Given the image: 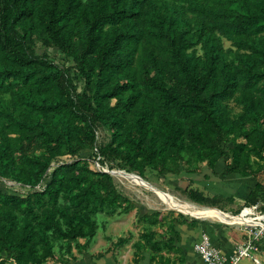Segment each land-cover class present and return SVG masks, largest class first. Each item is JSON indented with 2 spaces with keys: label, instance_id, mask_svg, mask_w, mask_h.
<instances>
[{
  "label": "trees",
  "instance_id": "16d2710c",
  "mask_svg": "<svg viewBox=\"0 0 264 264\" xmlns=\"http://www.w3.org/2000/svg\"><path fill=\"white\" fill-rule=\"evenodd\" d=\"M0 93L10 95L0 109V253L42 264L54 241L68 251L89 243L96 214L137 207L96 169L97 155L144 179L193 175L181 168L192 160L257 177L240 160L246 148L264 160V0H0ZM231 100L242 107L235 118ZM236 134L243 141L228 147ZM189 186L193 201L215 204ZM257 203L264 212L258 179L245 205Z\"/></svg>",
  "mask_w": 264,
  "mask_h": 264
},
{
  "label": "rangeland",
  "instance_id": "374dc122",
  "mask_svg": "<svg viewBox=\"0 0 264 264\" xmlns=\"http://www.w3.org/2000/svg\"><path fill=\"white\" fill-rule=\"evenodd\" d=\"M220 40L225 49L235 50V46L232 44L231 40L227 39L223 35H219ZM190 51V50H188ZM196 53H201L199 46H196ZM10 103V95L8 93H0V109L7 108ZM229 111L231 117H237L242 112V107L239 104H236L232 100L229 101ZM264 117V111L262 112ZM252 126L247 125V129H250ZM111 132L107 130H103L101 128H97L96 132V140L98 143H106L110 140ZM243 139L241 136L237 134L230 137L228 147L231 145L242 142ZM89 151L84 152L85 157H87ZM245 157L241 158L240 162H247L250 164L252 169L257 168V178L264 182V160L258 159L252 152L248 151V148L245 149ZM232 156L230 157L228 162H224L222 159L219 162L223 165V167L229 166L232 161ZM223 161V162H222ZM95 167L99 171L104 170H114L112 173L113 182L116 188L129 196L134 202L137 203V207L131 209L128 215H124L125 213H98L95 215V220L97 223V228L95 235L89 241V243L85 244V238H79L76 241L71 242L70 250L66 249V243L64 241H54L53 249L55 252V257L46 259L42 264H66L70 259L78 258V253H82L86 249L84 248L87 245V249L90 245H92V240L96 238L97 234L100 236V240L102 243H108L111 246H115L119 248L121 245L118 243L119 238H124L125 243H132V246L136 247V255L142 258V253L144 251L150 250L152 253H157L161 247V243H164L166 240V235H162L165 233V230L170 227L174 221L170 219L169 215L177 213L178 215H183V212L169 207L165 202L161 200V198L155 194V192L149 187L142 186L141 184H137L132 178L131 174L137 175L135 172H127L125 169L119 168L117 165H114L112 169L109 166L113 165L112 163H100L95 159ZM183 173L185 169H195L196 173H194L193 177L196 179L198 176L200 178H215L214 172L210 170V168L205 165V163H198L197 161L192 160L190 164H183L181 166ZM120 173V174H119ZM203 175V176H202ZM139 176V175H137ZM141 179L151 182L161 190H163L166 194L179 199H188L193 201L188 192L184 189L188 186L189 180L188 178H176L175 180L162 179L158 176H154L149 171L146 172V178L139 176ZM6 185L7 190L18 191L17 186L14 184H10L8 181H3ZM214 201L217 202L218 206L221 207H230L233 210L232 215H240L243 211L252 210V206H241L235 204V202L230 199V197L226 196H216L214 197ZM194 202V201H193ZM214 207V206H211ZM216 208V207H215ZM249 208V209H248ZM119 210V207L116 211ZM221 210V209H220ZM257 212H262L259 208L256 209ZM147 211H159L162 214V220L158 222H151L148 218L143 217L142 212ZM226 213V211L221 210ZM228 213V212H227ZM135 214V215H133ZM186 214V213H184ZM189 216V215H188ZM193 217V216H191ZM252 217V216H251ZM259 220L257 218H254ZM131 225V229L126 231L127 228ZM240 227V226H239ZM261 225H253L248 227V230H253L254 232L260 231L261 234L258 236V239L254 242L257 250L256 252H261L264 250V244L258 245V241L262 239L264 241V229L261 228ZM120 234V235H119ZM152 235V236H150ZM247 236H243L242 242L247 241ZM149 239V241H147ZM123 243V245L125 244ZM159 246V247H158ZM83 248V249H80ZM3 259V264H13V262L5 257L4 252L0 253V260ZM0 264H2L0 262Z\"/></svg>",
  "mask_w": 264,
  "mask_h": 264
},
{
  "label": "crops",
  "instance_id": "0c3cea01",
  "mask_svg": "<svg viewBox=\"0 0 264 264\" xmlns=\"http://www.w3.org/2000/svg\"><path fill=\"white\" fill-rule=\"evenodd\" d=\"M193 176L186 174L183 176L190 181L188 184L190 188L198 189L204 196L221 195L230 197L235 204L241 206L245 205L246 196L258 179L253 175L243 176L238 173L226 176L216 173L214 174L215 178H200L198 176L195 179ZM260 182L264 184V182ZM256 205L259 206L258 203ZM212 206L218 210L221 209L228 213H233L230 207L218 206L217 202ZM256 209L255 211L257 212ZM130 211L124 215H128ZM150 212L147 211V213ZM169 217L174 223L165 230V233H162L163 236L164 234L166 235V240L161 243V247L158 246L160 250L156 254L147 250L142 253L143 257L139 258L135 253L136 247L132 246V243L128 242L116 248L106 242L102 243L100 236H98L99 234H97L88 249L78 253L77 259L72 258L66 264H205L193 248V243L200 233L208 234L212 243L227 256L232 255L236 251V247L242 243L243 236L248 237L242 225L226 224L203 217H191V215L188 216V214L184 213L183 215L174 213L169 215ZM172 226L173 231H171ZM130 229L131 225L126 231ZM253 255L264 264V250L255 252ZM237 264L255 263L252 258L243 257Z\"/></svg>",
  "mask_w": 264,
  "mask_h": 264
},
{
  "label": "built area",
  "instance_id": "2783aa9c",
  "mask_svg": "<svg viewBox=\"0 0 264 264\" xmlns=\"http://www.w3.org/2000/svg\"><path fill=\"white\" fill-rule=\"evenodd\" d=\"M98 159H100V155L96 156L97 161ZM10 184L12 185V183ZM256 208V204L252 206V210L248 208L249 210H246L248 213H245V215L252 216V218H258L260 222L264 223V212H256ZM244 212L245 211L242 213ZM242 226L248 235L247 241L240 243L236 247V251L230 256H227L217 246H215L209 235L206 233H200L199 237L193 243V248L205 264H237L243 257H250L253 259L255 264H262L261 261L253 255L257 250L254 242L258 239V236H260V231L254 232L253 230L247 229L250 226Z\"/></svg>",
  "mask_w": 264,
  "mask_h": 264
},
{
  "label": "bare ground",
  "instance_id": "6f19581e",
  "mask_svg": "<svg viewBox=\"0 0 264 264\" xmlns=\"http://www.w3.org/2000/svg\"><path fill=\"white\" fill-rule=\"evenodd\" d=\"M131 176L137 184H141L142 186L144 185L152 189L155 194H157L161 198V200L165 202L169 207L175 208L188 215L194 217L209 218L226 224L247 226L261 225L264 229V223L260 222V220L252 218L251 216H246L245 213H248L246 211L240 215H232L230 212L224 213L214 207L198 204L188 199L179 200L166 194L163 190H161L151 182H147L135 174H131Z\"/></svg>",
  "mask_w": 264,
  "mask_h": 264
},
{
  "label": "water",
  "instance_id": "95a60500",
  "mask_svg": "<svg viewBox=\"0 0 264 264\" xmlns=\"http://www.w3.org/2000/svg\"><path fill=\"white\" fill-rule=\"evenodd\" d=\"M113 171H114V170H104V172H107V173H109L110 175H112Z\"/></svg>",
  "mask_w": 264,
  "mask_h": 264
}]
</instances>
